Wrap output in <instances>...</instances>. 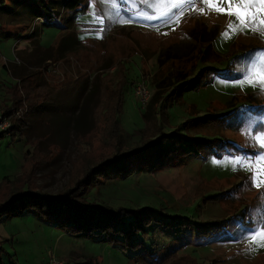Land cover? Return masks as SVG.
Returning <instances> with one entry per match:
<instances>
[{"label": "rangeland", "instance_id": "obj_1", "mask_svg": "<svg viewBox=\"0 0 264 264\" xmlns=\"http://www.w3.org/2000/svg\"><path fill=\"white\" fill-rule=\"evenodd\" d=\"M52 1L13 0L12 16L3 13L9 1L0 10V200L31 188L59 193L109 157L116 141L128 148L159 127L177 129L215 141L209 150L194 147L197 154L156 162L150 172L82 183L78 198L109 208L149 207L162 222L147 227L153 251L189 242L165 264H264V25L243 19L256 13L258 22L264 11L242 8L238 21L241 0H201L198 9L184 5L191 0H81L64 29L66 14L56 22L58 0ZM191 34L212 36L218 59L173 57ZM69 36L76 45L61 46ZM251 47L259 50L245 65L230 66L231 75L208 72L193 88L201 67L223 73ZM183 73L193 84L172 100ZM140 81L150 94L144 104L132 93ZM162 103L163 119L156 113ZM209 116L223 118L205 123ZM169 216L185 217L187 228L179 230ZM221 220L223 228L200 239L193 231ZM0 249L4 264H154L138 251L72 236L17 201L0 218Z\"/></svg>", "mask_w": 264, "mask_h": 264}, {"label": "trees", "instance_id": "obj_2", "mask_svg": "<svg viewBox=\"0 0 264 264\" xmlns=\"http://www.w3.org/2000/svg\"><path fill=\"white\" fill-rule=\"evenodd\" d=\"M8 1L9 6L3 13L7 14V16H12V14L9 13V9L11 8L10 2L13 0H0V10L2 11V8L5 7V3ZM17 1L19 2L20 0ZM52 2H54V0ZM80 2L81 0H58L59 8L55 21L59 23L62 18L59 14L65 13L64 24L66 25H64V29L68 28L70 20L75 17L74 13L78 10ZM33 20H37L40 23L39 16L37 15ZM249 22L252 27H263V25H260L258 22L254 24L251 19ZM42 24L51 25L47 22H43ZM214 30L216 31V28H214ZM211 37L212 36H207L205 39H198L196 34L187 35V37H185V42H187V44L184 45L182 43L183 49L179 51L177 50L179 45L175 46L176 48L173 49V57L177 59L187 58V60L198 59L199 61L217 60L218 55L213 50ZM181 41L182 39H179L178 42L180 43ZM197 43L199 44L198 46L196 45ZM182 44L180 45L182 46ZM194 50H196L195 53ZM257 50H259L258 47L246 48L234 55L231 61H228L225 69L226 71L223 73L218 71L215 67H201L200 72L197 74L198 81L193 88H197V86L201 84V79H203L208 72L218 76L231 75L230 66L245 65L246 60H249L252 54ZM166 51L169 52L170 49ZM166 51H164V54L167 55V53H165ZM157 59H160V54H158ZM176 75H178V72ZM188 75L187 73H183L181 80L179 79L180 81L172 88V100L180 96L184 88H188L189 85L191 86V84H193L190 83ZM164 106L165 104L163 103L159 105V111L156 112L162 119L163 116L166 115V106ZM116 111L118 112V110ZM217 118H223V116H209L204 122L209 123V121ZM158 129L155 135L139 140L133 147L121 148L119 141H116L114 144L115 149L109 157L102 158L93 166L85 169L83 174L79 179L75 180L73 185L68 186L59 193L46 195L38 193L31 188L27 190V192L0 200V218L3 214H6L15 201H17L21 209L32 213L38 218L44 219L45 222L53 224L55 227H58L72 236H82L94 242L107 243L118 247L121 251H138L139 256L144 254L146 257L147 255L154 264L167 263L171 255L189 242H182L177 247L167 250L166 253L160 254L159 250L153 251L155 243L147 227L152 222H162L156 220V216H154V213L149 207L109 208L103 207L95 202H85L78 198V195L82 191V188H80L82 187V183L89 185L99 181V178L107 179L115 177L122 179L137 172H150L156 162L160 163L169 160L177 161L189 153L197 154L196 151H193L194 147L209 150L211 149L213 141H215V139H207L204 137L188 138L186 135L177 131V129L172 132L163 131L160 127ZM115 133L117 135V132ZM3 136L4 135L0 133V138ZM114 137L116 138L115 135ZM225 143L231 145L228 141H225ZM185 146H189L190 149H185ZM13 212L14 211L11 210L10 213ZM185 219V217L181 218V216H169L167 220L175 222V225L181 230V228H187V226L183 227L182 224L185 223L183 222ZM225 221L226 220H221L210 224L207 223L203 226L195 224L192 228L193 231L196 232V235H199L200 239L202 235L209 234V231L212 229L217 231L220 227L223 228L222 223ZM198 226L203 228L199 229ZM190 234L192 236V233ZM148 239L153 241L151 242L150 250L144 248V244ZM155 253L160 254V256L157 257ZM0 264H4L1 254Z\"/></svg>", "mask_w": 264, "mask_h": 264}, {"label": "snow or ice", "instance_id": "obj_3", "mask_svg": "<svg viewBox=\"0 0 264 264\" xmlns=\"http://www.w3.org/2000/svg\"><path fill=\"white\" fill-rule=\"evenodd\" d=\"M229 7H232V4H229ZM242 8H247L249 10L256 8L257 12L264 11V0H241V4L236 5V12L235 15L237 16V20L239 21L241 19V9ZM219 10V9H217ZM244 22L247 23L249 19L253 21V23H257L256 21V13H253L251 17L247 15V13H244L243 16ZM260 25H264V18L260 19L258 21ZM264 146V145H262ZM256 238V232H253L251 239L254 241Z\"/></svg>", "mask_w": 264, "mask_h": 264}, {"label": "built area", "instance_id": "obj_4", "mask_svg": "<svg viewBox=\"0 0 264 264\" xmlns=\"http://www.w3.org/2000/svg\"><path fill=\"white\" fill-rule=\"evenodd\" d=\"M184 5L185 6L191 5L194 9H198L202 7L203 3L201 0H191L190 2ZM132 93H133L134 99L139 104H144L150 95L147 89V85L145 84L144 81H140L136 83L135 86H133ZM49 264H62V263L56 259H51Z\"/></svg>", "mask_w": 264, "mask_h": 264}, {"label": "crops", "instance_id": "obj_5", "mask_svg": "<svg viewBox=\"0 0 264 264\" xmlns=\"http://www.w3.org/2000/svg\"><path fill=\"white\" fill-rule=\"evenodd\" d=\"M191 6V5H190ZM80 9V8H79ZM170 18V16L166 19L161 21L160 23H156V24H164L166 23V21ZM173 18V17H172ZM172 18H170L169 20H171ZM129 20V19H128ZM129 21H132L131 23L134 24V26H140L139 23H146L142 20H135V19H131ZM151 24H155V22H150ZM66 29V28H65ZM73 36H69V38L67 40H64V42L62 41V45L61 46H66L67 44H69L71 47H74L76 45V42H78L76 39H73Z\"/></svg>", "mask_w": 264, "mask_h": 264}]
</instances>
